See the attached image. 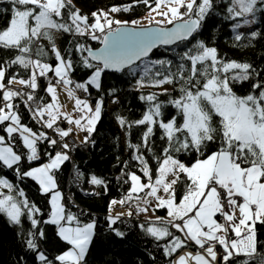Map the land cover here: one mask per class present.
<instances>
[{"label": "snow or ice", "instance_id": "snow-or-ice-1", "mask_svg": "<svg viewBox=\"0 0 264 264\" xmlns=\"http://www.w3.org/2000/svg\"><path fill=\"white\" fill-rule=\"evenodd\" d=\"M149 8L146 17L149 26L142 21H121L111 13L130 11L131 6H113L110 12L92 13L89 17L72 4V0H8L11 4V18L7 27L0 29V49L15 50L18 54L7 62L0 63V125H5L0 135V162L17 174L35 180L43 193H52L51 212L44 223L58 226L59 237L70 245L68 250L55 256L59 264H85V258L95 234V223H81L78 217L66 210L63 195L58 190L56 171L69 160L66 151H57L55 155L45 153L47 163L20 172V162L24 153L17 151L15 141L20 139L26 148L27 161L39 160V144L47 141L51 146L57 145V139L47 136L45 132L37 133L21 122V116L14 100L25 97V106L33 119L42 122L47 129H53L61 138L72 134V128L56 127L63 119L91 134L99 121L103 99L95 107L86 99L76 96V90L88 91L92 85L100 88V79L105 70L123 72L128 69L135 74L138 61H144L159 46L175 45L195 39L196 34L204 26L205 19L214 9V0H136ZM154 4V6H153ZM0 11H7L0 9ZM229 19L237 21L233 25L236 31L246 25L256 23L258 12L264 13V0H230L227 8ZM155 14V15H154ZM159 16L160 19L155 17ZM242 20V23L240 22ZM174 25L169 28L165 25ZM56 33H70L75 36H87L99 41L103 47L93 50L90 45L77 43L76 52L80 54V62L92 75L85 83H76L71 79L74 70L73 60L69 55L65 58L56 45ZM258 32H252L254 38ZM243 34L236 32L234 38L240 41ZM47 40L51 45L57 64L43 62L47 56L44 46L39 41ZM35 56L33 59V45ZM181 63L175 72L171 71V61L156 60L144 63L138 86H145V77H149L152 68L160 65L167 71H156L147 81L158 87L174 82L180 83L178 98L168 101L178 110L182 123L175 116L165 122L162 108L164 104L158 96L165 93L153 92L142 95L141 100L148 103L143 117L135 121L137 125H147L143 135V147L148 148L149 138L154 127L163 130L161 139L166 138L167 146L158 158L155 178L143 155L134 158L142 165L141 171L147 177V183L135 173L130 174L131 188L128 195L119 203L123 204L136 195L150 203L148 197L156 201V208L167 210L168 219L157 217V221L145 231L157 240L171 238L164 246V254L172 257L179 250L186 249L190 243L201 251H183L170 264H264V253L257 252L255 225L264 223V87L253 84V90L246 95H238L231 86L233 82H243L250 78L251 65L235 60L224 61L219 58L215 47L197 41L179 55ZM183 61H187L186 65ZM13 65L30 70L28 79H19L13 75L5 83L6 72ZM151 65V66H150ZM49 72L57 78L53 84L49 80L46 92L51 95V103H36L33 108L29 102L36 101L34 95L38 88V77H45ZM163 76L162 79L156 77ZM18 82L31 89L29 92L13 90L9 85ZM63 84L70 98L75 99L74 110L79 113L76 118L64 113L58 99L57 88ZM74 85V87H69ZM114 91V90H113ZM217 117L218 120H214ZM84 121V123H82ZM121 126L130 128L124 118H119ZM88 137H85L87 142ZM218 141V148L205 156L210 143ZM63 143V149H69ZM139 152L141 145H130ZM195 152L197 158L188 165L176 155ZM203 157V158H201ZM186 180L185 192L177 202L176 185L181 178ZM91 183L103 186L104 180L91 177ZM6 189L7 191H3ZM148 191L144 197L139 193ZM163 192L164 195L159 193ZM22 198V199H21ZM113 204L117 201H112ZM147 211V208L139 209ZM27 213L32 227L37 228L41 221L36 218L40 209L29 202L24 191L17 190L8 179L0 178V214H4L14 224H21V218ZM239 213V215H237ZM131 215V212H129ZM221 217V220L217 219ZM119 216L109 217L110 225L116 224ZM75 224V226H73ZM143 227V225H141ZM175 229L183 237L175 235ZM230 232L234 238H229ZM26 241L28 249L38 251L37 235L44 237L43 230L38 233L29 232ZM116 235L124 233L116 230ZM217 246L221 252H217ZM244 257L237 261V257ZM259 257V260H256ZM40 264H54L44 251H38Z\"/></svg>", "mask_w": 264, "mask_h": 264}, {"label": "trees", "instance_id": "trees-1", "mask_svg": "<svg viewBox=\"0 0 264 264\" xmlns=\"http://www.w3.org/2000/svg\"><path fill=\"white\" fill-rule=\"evenodd\" d=\"M72 4L82 15L89 17V23H92L94 19L92 13L110 12L113 6H131L130 11L111 13V16L115 19L128 21L130 25L132 21H138L149 12L148 7L142 3H137L136 0H73ZM228 6H230V0H214V9L205 19L204 26L196 34L195 39L171 46L158 47L148 58L133 66L137 69L135 74L130 73L128 69L123 72L105 70L100 79L101 86L99 89L92 85L88 86L89 100L95 102L103 99L102 112L95 130L88 134L87 142L81 143L79 141L80 145L75 150L73 164L76 170L81 171L80 178L84 185L87 186L91 183L92 176L103 179L104 185L97 186L93 184L97 189V193L93 195H88L74 186L70 180L72 169L70 158L55 173L58 190L63 195V204L66 210L76 215L81 223L94 222L96 225L95 234L85 258V264H170V261L177 254L185 250H179L172 257L165 256L164 246L171 238L157 240L145 231L147 227L151 226L152 222L158 224L157 220H147L132 214L130 216H119L120 219L116 224L110 225L109 207L113 199H124L128 195L131 188L130 174L137 173L144 182H148L147 177L141 171L142 165L134 157L143 155L144 159L148 161V166L152 169L155 178L158 158L162 156L163 148L167 146L166 138L161 139L163 130L157 126L154 127V133L149 138L151 151L143 147V135L148 126L137 125L134 122L143 117L148 109V103L141 100L140 97L153 92L165 93V90H167L166 94L158 96V100L164 104L161 118L167 122L175 116L178 123L183 122L182 117L178 115V110L168 103L170 99L179 97L180 83L167 84L169 88L165 90H162L160 86L155 87L148 84L147 81L156 71H163L165 75L167 74L165 69H162L160 65H156L152 68L149 77H145V86L139 87L138 80L143 74L142 67L144 63L150 64L151 61L168 60L172 62L171 71L175 72L178 64L182 62L179 55L197 41H203L207 46L217 48L220 59L226 62L235 60L252 66L249 69L250 78L248 80L233 82L231 85L233 91L238 95H246L253 91L258 94L260 89L253 90L252 87L256 83L264 87V13L258 12L255 17L256 23L239 31L243 34V37L240 41H236L234 38L236 32L233 30V25L237 21L228 18L230 15L227 11ZM11 7L8 0H0V9L7 10L0 11V29L8 25L11 18ZM252 32H258L259 35L253 38L251 36ZM59 34L63 42L62 55L65 58L70 55L73 60L74 70L71 72V77L78 83L87 82L93 70L85 68L80 62V54L75 50L76 45L77 43H85L92 48H98L101 43L93 41L87 36H75L70 33ZM39 44L43 45L47 52V56L42 57L43 62L55 65L57 60L51 51L49 42L41 40ZM35 47L34 44L33 59L37 58ZM16 54L18 53L15 50L0 49V63L10 61ZM183 63L188 64L187 61H183ZM13 75L17 77V80L21 78L28 79L30 70L19 65H13L6 72V84ZM156 78L162 79L163 76ZM54 79L55 76L52 72L48 73L47 78L38 77L39 86L34 92L36 101L29 102L33 108L36 103H49L51 101V95L46 92V88L49 80L53 83ZM20 87L21 92L32 91L24 85H20ZM26 99L25 96L17 97L14 100L21 116V122L37 133L45 132L49 136L48 129L43 126L42 122L33 119L32 114L25 106L24 100ZM121 117L132 126L130 128L127 124L121 126L119 122ZM214 120H218V118L214 117ZM7 123L5 122V125ZM58 123L62 124L64 128L69 125L63 117ZM5 125H0V135H5L7 138V134L2 131ZM45 143L49 144L47 141ZM130 145H141V148L137 152ZM15 147L18 152L25 154L19 165L20 172L23 173L29 170L30 162L26 158L28 150L23 147L22 141L18 138L15 141ZM217 148L218 141L210 143L205 156L212 151H216ZM50 153L54 155L53 151ZM176 155L188 165H191L197 158L195 152ZM48 159L49 157H47V161ZM3 177L13 183L17 190L22 189L29 202L40 209V213L36 215V218L41 223L34 229L27 213L21 218V224L19 225L12 223L6 215L0 214V264H40L37 258L38 251H44L49 259L53 260L54 264H59L55 261V256L68 250L70 245L59 237L57 225L44 223L50 217L51 193H43L35 180L17 174L15 166L13 169H8L0 162V178ZM186 183V180L182 177L176 185L177 202L186 190ZM146 192L147 189L141 192V195H145ZM136 195L134 193L133 198L125 204L133 207L135 201H137ZM155 210L160 217L167 216L166 209L155 208ZM40 230H43L44 237L41 238L37 235L38 251H32L28 249L26 244L29 238L28 234L30 231L38 233ZM116 230L124 233V235H116ZM170 230L175 235L183 237V234L175 229ZM255 232L257 252L264 253V223L257 222ZM186 249L199 250L194 243H190ZM243 259L242 256L236 258L237 261ZM256 260L258 261L259 257H256Z\"/></svg>", "mask_w": 264, "mask_h": 264}, {"label": "rangeland", "instance_id": "rangeland-1", "mask_svg": "<svg viewBox=\"0 0 264 264\" xmlns=\"http://www.w3.org/2000/svg\"><path fill=\"white\" fill-rule=\"evenodd\" d=\"M73 1V0H72ZM155 15V14H154ZM148 16V14L147 15H145L144 17H142L141 19H139L138 21H142L143 23H144V25L145 26H151V25H148V21H147V19H146V17ZM156 19H160V17L159 16H156L155 17ZM242 23V22H241ZM165 26H168L167 24L165 25ZM248 26H250V25H246V26H244V27H242L241 29H238V30H236L235 32H239V31H241V30H243V29H245L246 27H248ZM56 45L58 46V48L60 49L61 48V50H62V48H63V42H62V38H61V35L59 34V33H56ZM58 63V62H57ZM56 63V64H57ZM51 64V63H50ZM55 64V65H56ZM52 65V64H51ZM55 65H52L53 67H55ZM50 73V72H49ZM54 74V73H53ZM14 83H18V82H14ZM19 85H21V84H19ZM62 86H64L63 84H61ZM61 86V87H62ZM160 88L162 89V90H165V89H167V88H169L168 87V85L167 84H164V85H162V86H160ZM58 91H60V89H58L57 88V93H58ZM58 99H59V102H60V104L63 106L62 107V109H60L62 112H64V113H68V114H70V113H75V110H74V108H75V99L74 98H72V100H70V101H68V102H66V104L65 103H62V100H61V97H60V95L58 94ZM99 100H101V99H99ZM98 100V101H99ZM52 101H50L49 103H51ZM9 123V122H8ZM77 138H79L80 140H81V138L82 139H85V137H81V136H77ZM76 138V139H77ZM78 140V139H77ZM55 153L56 152H54V155H55ZM53 155V156H54ZM48 161H46V162H42V163H37V164H30L29 163V170L31 169V168H33V167H38V166H41L42 164H44V163H47ZM136 175H138L137 173H135ZM139 176V175H138ZM4 178V177H3ZM6 179V178H5ZM141 181L143 182V183H147V182H144L143 180H142V178H141ZM86 187H88V186H86ZM3 191H6V189H4ZM148 191V190H147ZM96 192V191H95ZM160 195H164V193L163 192H160L159 193ZM51 195H52V193H51ZM139 195H140V197H144V195H141V193H139ZM121 200H123V199H113L112 201H117V203H115V204H113L112 203V201H111V203H110V207H109V216H111V217H116V216H130L129 215V212H131V215L132 214H135L136 216H141V217H146V218H156V217H158V214H157V212H156V210H155V207L154 206H156V201L153 199V198H151V197H148V200L150 201V203H148V204H145L144 203V200L143 199H137V201H135V203H134V206L133 207H130V206H128V205H126L125 203H123V204H121V203H119V201H121ZM63 202V201H62ZM142 208H147V211H140L139 209H142ZM73 226H75V225H73ZM219 253H220V251H219Z\"/></svg>", "mask_w": 264, "mask_h": 264}, {"label": "built area", "instance_id": "built-area-1", "mask_svg": "<svg viewBox=\"0 0 264 264\" xmlns=\"http://www.w3.org/2000/svg\"><path fill=\"white\" fill-rule=\"evenodd\" d=\"M71 79L78 83L74 78L71 77ZM56 83V79L53 81V84ZM62 85L60 84L58 87H61ZM9 87H11L13 90H17V91H21V87L19 85H9ZM70 87H74V85H71ZM76 96L82 98V99H88V91L84 92L83 90H76ZM56 127H59L60 129H65L63 127L62 124L57 123ZM89 133H87L85 136H88ZM48 135L51 138L57 139L58 143L55 146H51L50 144H46L45 141L40 142L39 144V150H40V159L39 160H35V161H31V164H39L42 162H46L47 161V155L45 153H50V152H57V151H66L71 162H72V169H71V183L78 187L82 192L86 193V192H93L94 194L97 193V189L95 188V186L92 183H89L86 187V185H84V183L82 182L81 178H80V174L81 171L80 170H76L75 166L73 164V159H74V155H75V150L77 148V146L80 145V142L75 138V136L70 135L68 137H64L61 138L57 135V133L53 130V129H48ZM63 143H68L69 144V149H63L62 148V144ZM51 150V151H50ZM96 191V192H95ZM221 252V250H219Z\"/></svg>", "mask_w": 264, "mask_h": 264}, {"label": "crops", "instance_id": "crops-1", "mask_svg": "<svg viewBox=\"0 0 264 264\" xmlns=\"http://www.w3.org/2000/svg\"><path fill=\"white\" fill-rule=\"evenodd\" d=\"M57 47H58V46H57ZM60 50H61V48H60ZM62 50H63V48H62ZM62 50H61V53H62ZM55 79H57V78L55 77ZM55 79H54V80H55ZM12 84H13V85H19V83H12ZM19 86H20V85H19ZM69 87H70V86H69ZM58 89H60V91H58V94H59L60 97H61L62 103H65V104H66V102L72 100V98L69 97V95H68L67 91L65 90V87H64V86H62V87H58ZM77 97H78V96H77ZM79 98H80V97H79ZM80 99H82V98H80ZM86 100H87V101L89 102V104L92 105L93 107H95L96 103L98 102V100L95 101V102H93V101H91V100H89V99H86ZM61 109H62V108H61ZM70 114L73 116V118H76V117L79 115V113L76 112V111H75V113H70ZM82 123H84V121H82ZM96 124H97V123H96ZM95 127H96V125H95ZM68 128H72V134H71V135H74L76 138H77V136L86 137L85 135L87 134V132L82 131L80 128L76 127L74 124H69V125L65 128V130L68 129ZM77 139H78V141H80L81 143L85 141V139H82V138H81V140H80L79 138H77ZM154 207L156 208V206H154ZM237 215H239V213H237ZM158 217H160V216L158 215ZM143 218H145V219H147V220H157V217H156V218H151V219H150V218H146V217H143ZM164 219L167 220L168 217L165 216ZM217 219H218V220H221L222 218L219 217V216H217ZM229 238H230V239H231V238H234V234H232V233L230 232V234H229ZM219 249H220V247L217 246L218 257H219ZM183 251H192L193 253H195V252H197V251H201V250H200V249H199V250L185 249V250H183ZM183 251H182V252H183ZM182 252H180L179 254H181ZM179 254H177V255H179ZM175 258H176V257H175ZM175 258H174V259H175Z\"/></svg>", "mask_w": 264, "mask_h": 264}, {"label": "water", "instance_id": "water-1", "mask_svg": "<svg viewBox=\"0 0 264 264\" xmlns=\"http://www.w3.org/2000/svg\"><path fill=\"white\" fill-rule=\"evenodd\" d=\"M173 26H174V25H169V26H166V27L171 28V27H173ZM129 27H135V26L129 24ZM149 27H150V26H149ZM178 43H179V42H178ZM166 46H171V45H166ZM101 47H103L102 44H101L98 48H93V50L99 49V48H101ZM159 47H160V46H159ZM157 48H158V47H157ZM157 48H155V49H157ZM155 49H153V51H154ZM153 51H152V52H153ZM150 54H151V53H150ZM150 54H149V55H150ZM148 57H149V56H148ZM148 57H147V58H148ZM145 59H146V58H145ZM138 62H140V61H138ZM138 62H137V63H138ZM111 71H112V70H111ZM86 194H88V195H93L94 193H93V192H86Z\"/></svg>", "mask_w": 264, "mask_h": 264}]
</instances>
